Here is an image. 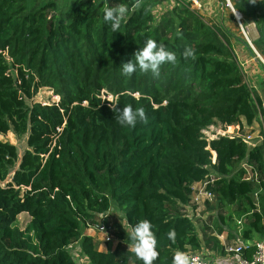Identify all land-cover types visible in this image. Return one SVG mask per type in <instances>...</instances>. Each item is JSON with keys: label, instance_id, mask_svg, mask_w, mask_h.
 <instances>
[{"label": "trees", "instance_id": "trees-1", "mask_svg": "<svg viewBox=\"0 0 264 264\" xmlns=\"http://www.w3.org/2000/svg\"><path fill=\"white\" fill-rule=\"evenodd\" d=\"M168 1L0 0V136L26 144L20 156L0 140V264H76L74 243L89 264H143L129 237L144 219L157 239L153 264H173L177 250L227 254L217 239L225 233L236 243L264 236V143L249 145L243 134L264 115L263 102L230 40L254 55L189 0L163 7ZM121 3L128 13L113 33L104 12ZM233 7L243 26H255L252 45L264 60V0ZM148 39L175 63L161 64L158 76H125L121 64ZM186 48L194 51L187 59ZM40 89L59 101L35 102ZM126 105L143 107L147 121L121 126L116 108ZM212 125L241 131L207 142L202 131ZM199 183L211 199L195 224L187 207ZM100 226L118 242L114 251L83 234Z\"/></svg>", "mask_w": 264, "mask_h": 264}, {"label": "rangeland", "instance_id": "rangeland-1", "mask_svg": "<svg viewBox=\"0 0 264 264\" xmlns=\"http://www.w3.org/2000/svg\"><path fill=\"white\" fill-rule=\"evenodd\" d=\"M197 1L200 5V9H198V11L201 13V15L204 17V19L207 22L222 25L232 36H235L244 43L248 42L249 44L250 42L252 44V42L257 38V32L255 30V26L253 25V23L249 22L247 25L243 26L242 18H240L239 20L240 24H239L238 21L235 19L233 13L223 5L221 0H206V2L204 3L205 7H203L200 4L201 2L200 0ZM240 27H242L243 31L241 30ZM230 41L232 44L234 54L236 55L238 62L242 65L246 73L247 81L256 91L257 95L262 99L263 109H264V74L262 70L259 68V66L254 62V60L249 55V53L246 51L243 44H241L239 41H236L235 39H231ZM102 93L103 94H101V98L103 97L104 93H106V91H102ZM104 100L112 102L113 97L111 95H105ZM34 101L43 104H51L58 102L59 98L54 96L53 92L49 89H40L39 92L34 97ZM258 118H259L258 122L254 124L251 129L247 127H244L243 129V134H245L244 137L251 136L254 138L251 141H249V145H254L256 143H261V142L264 143V141L262 140L264 138V115H261ZM214 126H215L214 128L217 129L218 128L217 126L219 125H214ZM227 128H229V130L227 131L230 132L232 131L235 135L240 134L241 130L239 129L238 126H231L223 129H227ZM0 140L15 145L18 149L20 156L26 149L25 138L16 139L11 133L0 136ZM200 211H204V207H200ZM190 213H189V218L192 220V222L196 224L198 221L197 217ZM195 213H197V216H199L200 212H198L197 210L195 211ZM112 216L120 221H122L123 219V215L117 211H114ZM28 224H29L28 216L26 215L19 216L17 225L22 231L26 230ZM88 232H89L88 229L83 230V234L87 235ZM112 244L113 243H107V244L104 243L103 245L107 250L109 247L112 246ZM98 250H99V246H98ZM68 251L71 258L76 264H89L87 258L81 253L78 243L72 244L68 248Z\"/></svg>", "mask_w": 264, "mask_h": 264}, {"label": "clouds", "instance_id": "clouds-1", "mask_svg": "<svg viewBox=\"0 0 264 264\" xmlns=\"http://www.w3.org/2000/svg\"><path fill=\"white\" fill-rule=\"evenodd\" d=\"M232 8V5L229 4ZM233 15L237 20L240 19L239 13L232 8ZM128 13V6L126 4H118L115 7H109L104 12V21L110 25L113 33L119 31L121 22ZM194 51L191 48H186L183 52L185 59L192 57ZM134 60L131 59L126 63L121 64L122 73L125 76H131L139 69L142 72H151L154 76L159 75V69L161 64L165 62L175 63L176 55L166 49L164 45H158L156 41L152 39L146 40L144 47L140 48L134 54ZM115 119L121 126L135 127L138 120L147 121V116L143 107L134 109L131 105H126L123 108H116ZM132 241L131 251L143 261V264H153L157 259L159 253L156 250L157 239L153 232L152 223L147 220H140L135 225H131ZM169 238L175 239V232H169ZM173 264H190L189 257L177 250L173 259Z\"/></svg>", "mask_w": 264, "mask_h": 264}, {"label": "built area", "instance_id": "built-area-1", "mask_svg": "<svg viewBox=\"0 0 264 264\" xmlns=\"http://www.w3.org/2000/svg\"><path fill=\"white\" fill-rule=\"evenodd\" d=\"M221 1L227 9L232 11V8H234L233 5L235 0H221ZM190 2L195 9L197 10L200 9V5L197 0H190ZM229 4L232 5V8L229 7ZM240 18L242 17L240 16ZM101 94L103 93L101 92ZM105 95L106 93H104L102 99H104ZM214 127L215 126L212 125L202 131V136L207 142L217 139L218 137L228 136L233 138L238 136L235 135L232 131L231 132L227 131L229 130V128L223 129L220 126H217L218 128L215 129ZM252 139L254 138L251 136L244 137V141L247 144H249V141H251ZM262 140H264V138ZM205 186L206 183H199L192 188L193 194L191 196V202H190L191 205L203 204L204 201L211 199L210 194L205 191ZM97 230L99 231V233H102L105 236L104 241L106 243L113 241V239L107 235L106 230L103 226H100L99 228H97ZM248 246L246 244L239 243L234 247H229L227 249V253L231 256L235 264H264V239L252 245L254 247V252L250 258H247L244 254V251ZM187 256L189 257L190 264H209V262L201 254L193 253V254H188Z\"/></svg>", "mask_w": 264, "mask_h": 264}, {"label": "crops", "instance_id": "crops-1", "mask_svg": "<svg viewBox=\"0 0 264 264\" xmlns=\"http://www.w3.org/2000/svg\"><path fill=\"white\" fill-rule=\"evenodd\" d=\"M200 4L204 6V3L206 2V0H200ZM174 5V1H168L164 4L163 7H171ZM194 8V7H193ZM195 9V8H194ZM205 9V8H204ZM213 160H215V155L213 154ZM200 207H203V204H199V205H195L194 204V207H187V211L188 213L192 214V215H195L197 217V219L200 217L202 211H200ZM192 208V209H191ZM200 212L199 216H197V213H195V211ZM89 232H92V233H89L87 235L93 237L98 243H99V251L100 252H106L108 250L110 251H114L116 246H117V241H111L110 243H113L111 247H109L107 250L105 249V246L103 245L104 243H106L104 241V235L102 233H99V231L97 229H88ZM218 241L220 242V244H222L224 247L228 248V247H233V246H236L238 245L239 243H242V244H246L247 246L248 245H254L256 242L258 241H261L264 239V236L263 237H259L257 235H255L253 237V239L250 241V242H243V241H237V243L235 241H232V240H227V234H222L221 236H218L217 237ZM107 244V243H106ZM202 255L203 257L209 262V264H235L233 259L231 258V256L227 253V254H220V253H214V252H211V251H206V250H202Z\"/></svg>", "mask_w": 264, "mask_h": 264}, {"label": "water", "instance_id": "water-1", "mask_svg": "<svg viewBox=\"0 0 264 264\" xmlns=\"http://www.w3.org/2000/svg\"><path fill=\"white\" fill-rule=\"evenodd\" d=\"M246 45L249 47V49L252 51V53H253V55H254V62L255 63H257V62H260V63H262L261 62V60H260V56L258 55V53L255 51V49H254V47L252 46V44H248V42L246 43ZM263 64V63H262ZM263 66H264V64H263Z\"/></svg>", "mask_w": 264, "mask_h": 264}, {"label": "bare ground", "instance_id": "bare-ground-1", "mask_svg": "<svg viewBox=\"0 0 264 264\" xmlns=\"http://www.w3.org/2000/svg\"><path fill=\"white\" fill-rule=\"evenodd\" d=\"M231 11V10H230ZM232 12V11H231ZM233 13V12H232ZM234 17H235V19L237 20V18H236V16L234 15ZM240 20V19H239ZM239 20H237L238 21V23L240 24V21ZM241 28V30L243 31V29H242V27H240ZM245 35V34H244ZM249 44H251L250 42H249ZM260 58V60H261V62L264 64V60L261 58V57H259Z\"/></svg>", "mask_w": 264, "mask_h": 264}]
</instances>
